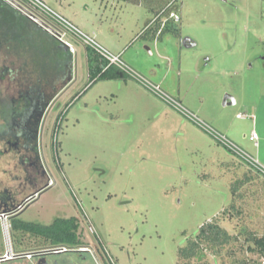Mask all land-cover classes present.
<instances>
[{"label":"rangeland","instance_id":"1","mask_svg":"<svg viewBox=\"0 0 264 264\" xmlns=\"http://www.w3.org/2000/svg\"><path fill=\"white\" fill-rule=\"evenodd\" d=\"M44 1L264 163V0H173L167 10L164 0ZM0 7L9 10L0 13V108H10L42 86L48 38H60L46 27L37 33L9 4ZM172 10L180 21L168 18ZM36 15L77 47L73 65L62 54L74 79L39 112L41 184L48 187L14 218L0 204V260L9 250L52 249L14 224L74 216L86 247L68 245L47 254L48 263L185 264L180 250L216 220L237 239L221 255L208 250L190 264H264L247 240L264 236V176L135 77L91 82L85 42ZM166 18L161 31L157 22ZM227 95L236 102L225 105ZM34 171L2 151L0 191ZM239 180L246 182L234 192ZM35 190L26 185L17 197Z\"/></svg>","mask_w":264,"mask_h":264},{"label":"trees","instance_id":"2","mask_svg":"<svg viewBox=\"0 0 264 264\" xmlns=\"http://www.w3.org/2000/svg\"><path fill=\"white\" fill-rule=\"evenodd\" d=\"M164 1L166 4L165 10H167L172 6L173 0H164ZM5 3L9 4L10 6L19 10L23 15L27 16L22 10H20L16 5H14L9 0H0L1 5ZM8 11L9 10L7 8L0 7V13L6 14V12L9 13ZM162 22L163 21H161V19L157 22L158 28L161 31H164L168 27L169 19H167V21L163 23ZM35 23L38 26L44 28L39 23L37 22ZM86 47H87L89 74H90L91 82H96L98 80H106V79L128 78V74L125 71H123L120 67L114 64L109 65L108 61L105 58H103L99 53H97L92 47L90 46H86ZM76 97L77 95H75L73 99H75ZM247 179L248 178H246V180ZM246 180L237 181L233 185V191L236 192L239 189V187H241L246 182ZM13 228L16 231L30 232L32 235L41 237L43 239V242L51 245L52 249L49 250H52V252H53V248L63 247V246L66 247L68 245L71 247L73 246L72 248L86 247L84 246L83 239L79 234V229H80L79 219L74 216L70 218H58L49 225H42L35 222H31V223L21 222L18 224H14ZM1 233H2V225L0 224V234ZM234 239L236 240L237 236L231 235L225 228H223L219 224L218 221L216 220L209 221L200 227L198 234L193 240L189 242L188 246L180 250V257L183 260H185V264H190L193 258H198L199 260H202L206 256L207 253L206 251L208 250H210L213 255L219 256L224 251V249L232 243V240ZM247 240L253 242L254 244V246H251V250L254 253L256 252L260 254L262 257H264V236L259 237L254 233H251L250 236L247 237ZM74 246H78V247H74ZM82 251H86V250H82Z\"/></svg>","mask_w":264,"mask_h":264},{"label":"flooded vegetation","instance_id":"3","mask_svg":"<svg viewBox=\"0 0 264 264\" xmlns=\"http://www.w3.org/2000/svg\"><path fill=\"white\" fill-rule=\"evenodd\" d=\"M41 87H38V89H41ZM43 95L45 96V93L40 91L21 93L20 104L11 105L10 108H0L2 118V122L0 123V144L5 147L3 150L0 148V153L6 151L8 154H13L14 159L23 164L32 165L33 170H35L34 174L31 173L25 176V179L17 187H6L0 191V204L3 206L2 209L7 211L6 216L8 217H16L21 210L36 199L38 194L47 188V186L41 184L46 174L39 153L40 141L38 130L39 112L42 104L47 100L45 97H42ZM41 115H43L42 111ZM26 185L35 186L36 190L31 192L25 199L18 198L17 195L22 192L21 188H24ZM38 190L39 192L35 194ZM29 253L32 254L31 257L27 256ZM49 253L55 252L41 254L24 252L23 256H21V254L10 251L11 257L1 259L0 264H50L45 260V256Z\"/></svg>","mask_w":264,"mask_h":264},{"label":"built area","instance_id":"4","mask_svg":"<svg viewBox=\"0 0 264 264\" xmlns=\"http://www.w3.org/2000/svg\"><path fill=\"white\" fill-rule=\"evenodd\" d=\"M9 1L12 2L14 5H16L20 10H22L30 19L39 23L43 27H46V29L54 33L56 36H58L61 40L64 41V43H66L70 47V49L73 52H75L76 49L74 48L73 44L69 40L64 39V34H62L61 32H57L51 29L50 27H48L46 24H44L41 21V19L38 18V16L36 15V12H42L45 15H47L49 18H52L55 21H57L60 25L65 27L68 32H71L74 36L81 38L87 46L92 47L97 53H99L103 58H105L108 61L109 65L114 64L120 67L123 71H125L130 76L135 77L137 80L141 81L144 85H146L148 88L153 90L159 97L164 99L167 103L175 107L177 110L181 111L184 115H186L188 118L193 120L198 126H200L205 131H207L225 148L230 150L233 154L238 156L241 160L246 161L253 170H255L256 172L264 176V163L261 162L259 158L247 152L245 149L240 147L238 144L232 141L225 134L221 133L216 128H214L211 124H209L207 121H205L200 116L196 115L194 112L189 110L182 103V101L178 100L177 98L167 93L160 86V84H156L152 82L151 80H149L148 78H146L145 76H143L142 74H140L139 72H137L136 70L128 66L127 64H125L124 60L121 58V54H115L111 52L107 47L99 43L94 37L84 32L80 27L74 24L71 20H69L64 15L60 14L55 9H53L44 0H23L26 3V5H23L22 3H18L16 2V0H9ZM168 18H174V20L177 22L181 20L180 14L174 10L170 12ZM168 18H166L164 22ZM239 116L244 117L245 115L239 114ZM250 139L254 141V144L257 147L261 145L260 136L255 129L252 130ZM66 250H69V249L65 246L53 248V251H66ZM27 256L31 257L32 254L29 253L27 254ZM111 261L113 264H115L112 258H111Z\"/></svg>","mask_w":264,"mask_h":264},{"label":"crops","instance_id":"5","mask_svg":"<svg viewBox=\"0 0 264 264\" xmlns=\"http://www.w3.org/2000/svg\"><path fill=\"white\" fill-rule=\"evenodd\" d=\"M2 14V13H1ZM15 18L18 17L15 14H12ZM30 19V18H29ZM164 22V21H163ZM162 22V23H163ZM27 25L30 28H33L36 30L39 34L47 33V31L38 26L35 22L32 24L31 22H28ZM160 31V30H159ZM52 37V36H51ZM52 39V40H51ZM49 41H51V47L49 46L50 54L48 56L45 55L46 61L48 59V67L50 68V71L45 72L43 75H39L40 81H42V87L41 89H37V91H40L42 93H45V96L42 97L48 98V99H54L57 98V96L60 95V93L69 87L71 82L74 79L73 72H70V65L69 61L67 59H63L65 54V57H69L71 59V64L73 65V59H74V52L70 49V47L64 43L60 42V39L56 40L55 38H48ZM59 41L61 44L56 43V41ZM69 40L72 44L73 41ZM74 48L77 47L73 44ZM60 51V53H58ZM86 55H87V47L85 48ZM88 61V56H87ZM117 80V79H113ZM44 86V87H43ZM67 87V88H66ZM78 96V94H76ZM41 96V95H40Z\"/></svg>","mask_w":264,"mask_h":264},{"label":"water","instance_id":"6","mask_svg":"<svg viewBox=\"0 0 264 264\" xmlns=\"http://www.w3.org/2000/svg\"><path fill=\"white\" fill-rule=\"evenodd\" d=\"M236 102V99L232 96V95H227L226 97H225V99H224V104L225 105H228V104H233V103H235ZM48 187V186H47ZM39 192V190L38 191H36V193L35 194H37ZM48 251H50V252H52L51 250H48ZM53 252H55V253H60V252H63V251H53ZM10 253V251H8V254Z\"/></svg>","mask_w":264,"mask_h":264}]
</instances>
